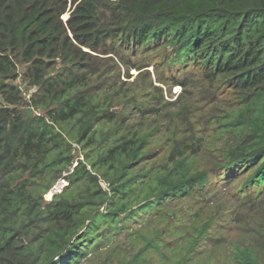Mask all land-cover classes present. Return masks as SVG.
Listing matches in <instances>:
<instances>
[{
	"label": "trees",
	"instance_id": "obj_1",
	"mask_svg": "<svg viewBox=\"0 0 264 264\" xmlns=\"http://www.w3.org/2000/svg\"><path fill=\"white\" fill-rule=\"evenodd\" d=\"M156 51L161 69L238 96L239 108L206 122L228 137L208 168L195 166V129L143 166L152 132L125 114L143 105L110 94L130 56ZM14 56L34 89L26 102ZM56 181L66 185L50 196ZM239 182L236 203L261 201L264 0H0V264H212L211 246L228 251L222 264H264V221L244 233L248 245H223L209 232L223 211L201 217ZM192 199L199 207L178 216L174 203Z\"/></svg>",
	"mask_w": 264,
	"mask_h": 264
},
{
	"label": "rangeland",
	"instance_id": "obj_2",
	"mask_svg": "<svg viewBox=\"0 0 264 264\" xmlns=\"http://www.w3.org/2000/svg\"><path fill=\"white\" fill-rule=\"evenodd\" d=\"M64 18H67V15ZM159 56V51L148 54L141 52L128 58L126 68L121 66L120 62L112 55L107 56L114 59L112 62H103L104 65L110 66L109 71L115 68L112 66L114 62L117 66H121L115 87L112 88L113 91L110 94L113 100L120 99L121 101H127L133 95H137L139 102L143 105L144 114L131 106L125 112L130 119L129 124H135L137 129L152 132V137L148 140L147 157L143 166L148 168L161 165L173 146L169 138L181 136V134H186L187 131L195 129L202 139L191 148L192 151L194 150L193 152L196 151L195 166L199 169L208 168L212 158H214L213 156L222 149L224 144H227L228 137L226 135L215 137L216 133L213 132L211 125L206 122L211 117L227 116L239 108L238 96L230 93L228 89L219 87L217 82L206 80L195 71H187L183 75L178 71L173 72L167 68L161 69ZM13 58L19 73L15 84L19 86L26 102L34 91L28 85V80L25 77L27 65L22 64L19 57L14 56ZM121 106L113 107V112L119 113L122 109ZM23 109L26 111L31 108L23 106ZM185 114L186 118H184ZM35 115H42V113L32 110L31 117ZM188 120L195 122L194 126H188L186 124ZM96 147L99 148V146ZM72 149L76 159H84V153L80 146H73ZM64 173L69 174V168H66ZM57 182L54 183L53 189L49 192L50 196H53L66 185V183ZM240 182L221 188L207 204L211 214L205 213L201 216L203 218L211 216L217 209L223 211L209 229L210 234L216 238L219 236L226 238L223 245L231 241H238L243 246L248 245L253 234L244 235V233L256 229L264 221L262 216L264 203H260L264 200V195L261 201H258L254 206L245 204V202L236 203L234 201V191ZM197 202L198 199L176 201L173 206L178 210V216H182L187 214L189 210L192 211L193 208L199 207ZM241 228L244 229L243 232ZM208 250L216 256V261L212 264H222L228 252L226 249L217 252V248L212 246Z\"/></svg>",
	"mask_w": 264,
	"mask_h": 264
},
{
	"label": "water",
	"instance_id": "obj_3",
	"mask_svg": "<svg viewBox=\"0 0 264 264\" xmlns=\"http://www.w3.org/2000/svg\"><path fill=\"white\" fill-rule=\"evenodd\" d=\"M25 115H26V117L31 118V116H32V109H27L25 111Z\"/></svg>",
	"mask_w": 264,
	"mask_h": 264
}]
</instances>
